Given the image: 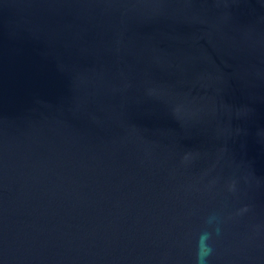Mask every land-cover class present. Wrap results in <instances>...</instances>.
<instances>
[{
	"label": "water",
	"instance_id": "obj_1",
	"mask_svg": "<svg viewBox=\"0 0 264 264\" xmlns=\"http://www.w3.org/2000/svg\"><path fill=\"white\" fill-rule=\"evenodd\" d=\"M264 264V0H0V264Z\"/></svg>",
	"mask_w": 264,
	"mask_h": 264
},
{
	"label": "clouds",
	"instance_id": "obj_2",
	"mask_svg": "<svg viewBox=\"0 0 264 264\" xmlns=\"http://www.w3.org/2000/svg\"><path fill=\"white\" fill-rule=\"evenodd\" d=\"M210 233L203 232L199 239L196 264H209L208 257L212 253V246L208 243Z\"/></svg>",
	"mask_w": 264,
	"mask_h": 264
}]
</instances>
